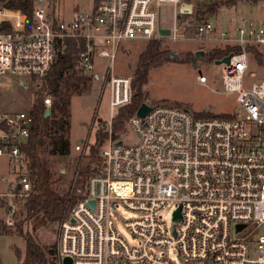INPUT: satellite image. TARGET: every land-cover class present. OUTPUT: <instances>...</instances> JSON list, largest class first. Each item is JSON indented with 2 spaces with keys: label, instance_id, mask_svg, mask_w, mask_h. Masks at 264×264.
I'll use <instances>...</instances> for the list:
<instances>
[{
  "label": "built area",
  "instance_id": "1",
  "mask_svg": "<svg viewBox=\"0 0 264 264\" xmlns=\"http://www.w3.org/2000/svg\"><path fill=\"white\" fill-rule=\"evenodd\" d=\"M216 1L230 6L240 0ZM243 1L264 10V0ZM163 2L179 3L100 0L95 5L92 0L88 11L68 20L34 5L30 19L0 6V77L15 78L35 96L42 95L48 112L51 97L44 80L68 40L81 46L74 69L107 91L110 121L130 100V78L113 74L124 43L214 38L230 55L221 84L236 94L239 110L229 118H201L179 107L154 105L143 118L135 113L128 118L134 144L111 139L108 129L97 151L99 165L57 222L55 264L64 259L69 264H264V79L242 85L250 47H264V16L243 20L236 38H228L215 36L205 15L195 17L191 10L176 18V11L169 34L160 36ZM29 129L28 110L0 113V164L5 162L15 177V185L7 183L8 192L0 191V202H7V228L16 202L31 193L22 148ZM118 203L134 215L122 223L127 239L113 220ZM165 209L169 223L159 218Z\"/></svg>",
  "mask_w": 264,
  "mask_h": 264
},
{
  "label": "rangeland",
  "instance_id": "2",
  "mask_svg": "<svg viewBox=\"0 0 264 264\" xmlns=\"http://www.w3.org/2000/svg\"><path fill=\"white\" fill-rule=\"evenodd\" d=\"M177 1L190 3L195 17L198 11H205L212 6L213 11L205 12V18L214 28L215 36L218 33H223L228 38H236V29L243 20H258L264 16V10L257 7L259 4L243 0L236 1L230 6L216 0ZM179 3L176 6L171 2L159 4V23L162 28H172ZM91 5L92 0H42L34 3L35 7H40L47 14L63 20L88 11ZM181 32V29L177 30V33ZM159 40L161 42L160 49L166 54H173L176 58H169L159 67L149 70L144 86L145 99L143 103L149 107L156 104L179 107L194 116L206 110L210 117H221L239 110L236 94L224 91L222 88L221 78L224 76L225 64L215 65L205 57L208 52L223 50L221 43L214 38L201 42L178 40L175 43L164 38ZM147 43L143 41L124 43L118 50L114 61L113 74L129 77L131 82L138 55L144 50ZM196 51H202L203 58L191 60ZM259 51L260 54L264 53V47H260ZM199 77H202L204 81L198 82ZM262 79H264V57L261 55V59L257 61L252 53L248 57V70L244 74L242 85L247 88ZM35 97L31 89L21 86L17 79L0 77V113L26 111ZM68 111L69 131L66 134L69 140L68 154L65 156L52 154L51 146L48 144L45 145L44 154L52 178L55 180L53 187L60 195L64 194L70 184L74 182L77 161L80 156L88 155L89 148L94 144L96 133L106 132L108 136V129L111 130L107 91L96 81L90 79L83 92L79 95H72ZM114 135L124 145H132L136 142V137L127 122L118 129H114ZM111 139L113 138L111 137ZM105 141L103 140L102 145ZM3 173L4 175L0 176V191L8 192L7 183L12 182L15 185V177L11 170ZM5 204L7 202H0V264H17L15 252H18L21 258L24 256L25 241L18 235H5L12 230V227L7 228L3 225V221L7 218ZM16 208L15 205V211ZM112 216L117 231L127 239L128 236L122 223L133 219L134 215L118 203ZM159 218L169 223V211L163 210ZM56 229L57 223L50 224L35 231L33 238L40 246L50 249L55 245ZM169 257L173 259L171 251H169Z\"/></svg>",
  "mask_w": 264,
  "mask_h": 264
},
{
  "label": "trees",
  "instance_id": "3",
  "mask_svg": "<svg viewBox=\"0 0 264 264\" xmlns=\"http://www.w3.org/2000/svg\"><path fill=\"white\" fill-rule=\"evenodd\" d=\"M93 1L96 5L100 0ZM0 5L20 10L27 19H30L34 0H0ZM212 11L213 7L210 6L205 11H198L196 16L203 17L205 12ZM160 44L159 39L148 41L144 50L138 55L131 76L129 103L119 108L110 121V133L113 139H116L114 129H118L126 123L128 118L144 102V86L149 70L159 67L169 59V54L160 49ZM80 48V43L68 40L65 49L57 55L44 80V88L52 97L48 116L44 117L45 109L42 106V95L36 96L28 109L30 115L29 136L27 143L22 148L27 156V172L31 193L24 202L15 204L17 208L12 218V230L5 234L21 236L25 241L24 256L21 258L19 253L15 252L17 264H55L54 246L50 249L40 246L33 238L34 233L38 229L57 223L75 200L79 198V194L84 191L87 178L99 165V160L96 157L97 149L107 138L106 132L96 133L94 144L89 148L88 155L80 156L77 161L75 180L70 195H68L70 186L64 194L60 195L53 187L55 180H53L44 158L45 145L51 146L52 154L61 156L68 154L69 140L66 134L69 131L68 106L70 98L72 95H79L83 92L90 81L89 77L80 75L74 69L75 57ZM259 50V46L250 47V51L257 61L261 59ZM225 55L227 52L215 50L208 52L205 57L208 61L213 62ZM196 116L210 117L207 112H202ZM221 117L229 118L230 115Z\"/></svg>",
  "mask_w": 264,
  "mask_h": 264
},
{
  "label": "water",
  "instance_id": "4",
  "mask_svg": "<svg viewBox=\"0 0 264 264\" xmlns=\"http://www.w3.org/2000/svg\"><path fill=\"white\" fill-rule=\"evenodd\" d=\"M37 1H41V0H37ZM191 12V5L189 4H183L181 3L178 7L177 10V14H176V18H181L184 16V14H189ZM158 34L160 36H167L169 34V30L168 29H159L158 30ZM204 56L202 51H196L193 53V56L191 58V60L193 59H202ZM170 59L176 58L173 54H169L168 56ZM230 57V55L224 56L223 58L219 59V60H215L213 61V63L215 65H219V64H227L228 62V58ZM21 86L25 87L24 84H21ZM150 110V107L148 105H146L145 103H142L136 110L135 115L139 118H143L145 116V114ZM204 112H207L206 110ZM48 110H45L44 112V117L48 116ZM117 145H119V143H117ZM17 188H19V186H17ZM91 205V203H89ZM175 219H178V214L175 213L174 216ZM63 264H69V260L68 259H64L63 260Z\"/></svg>",
  "mask_w": 264,
  "mask_h": 264
},
{
  "label": "crops",
  "instance_id": "5",
  "mask_svg": "<svg viewBox=\"0 0 264 264\" xmlns=\"http://www.w3.org/2000/svg\"><path fill=\"white\" fill-rule=\"evenodd\" d=\"M7 172V169H6V167H5V164L3 163H1L0 164V176H3L4 175V173L3 172Z\"/></svg>",
  "mask_w": 264,
  "mask_h": 264
}]
</instances>
